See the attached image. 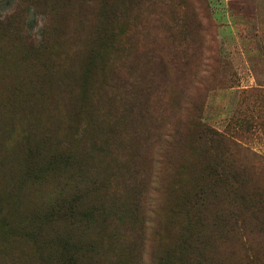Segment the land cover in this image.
<instances>
[{
  "label": "rangeland",
  "instance_id": "obj_1",
  "mask_svg": "<svg viewBox=\"0 0 264 264\" xmlns=\"http://www.w3.org/2000/svg\"><path fill=\"white\" fill-rule=\"evenodd\" d=\"M0 264H264V0H0Z\"/></svg>",
  "mask_w": 264,
  "mask_h": 264
},
{
  "label": "trees",
  "instance_id": "obj_2",
  "mask_svg": "<svg viewBox=\"0 0 264 264\" xmlns=\"http://www.w3.org/2000/svg\"><path fill=\"white\" fill-rule=\"evenodd\" d=\"M7 24H10V20H9V22H7ZM205 134H207V133H209V134H213V133H211V131H209V132H204ZM108 200H110V198H106V201H108ZM110 202V201H109ZM76 207V206H75ZM108 208V204H106V206H105V209H107ZM72 209H73V207H72ZM72 209H70V213H71V215L74 213L73 212V210ZM112 210L110 209L109 210V212H111ZM66 212H67V210L64 212V218L66 219V216H67V214H66Z\"/></svg>",
  "mask_w": 264,
  "mask_h": 264
}]
</instances>
